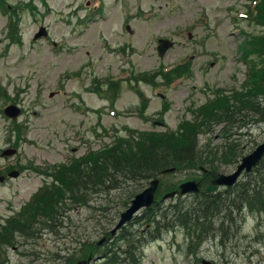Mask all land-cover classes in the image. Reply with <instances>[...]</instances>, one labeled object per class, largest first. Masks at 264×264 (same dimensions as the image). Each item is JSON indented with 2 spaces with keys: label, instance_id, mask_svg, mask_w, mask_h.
I'll use <instances>...</instances> for the list:
<instances>
[{
  "label": "rangeland",
  "instance_id": "374dc122",
  "mask_svg": "<svg viewBox=\"0 0 264 264\" xmlns=\"http://www.w3.org/2000/svg\"><path fill=\"white\" fill-rule=\"evenodd\" d=\"M90 1L92 5L100 1L99 8L87 7L86 0H8L21 14V44L12 43L8 15L0 11V170L11 165L19 170L24 167L19 178L0 182L2 222L15 216L38 188L51 181L30 162L39 168L54 167L83 157L128 129L164 132L171 128L183 134L180 122L192 119L196 126L188 133L193 134L203 124L192 117L193 109L213 99L217 89L231 93L244 87L250 65L246 59L260 60L256 52L264 49V26L241 16L262 12L264 0ZM127 24L133 33L126 30ZM41 25L47 26L50 36L34 41ZM160 37L175 40L163 57L157 50ZM184 62L191 63L173 81L150 77L158 68L172 69ZM11 101L22 108L19 124L12 125L3 114ZM261 103L264 105V97ZM209 109L204 122L215 115L216 110ZM11 128L23 137L17 149ZM220 129L214 127L213 146H221L225 133L230 134ZM233 133L245 155L264 141V120L247 109L236 115ZM215 163L210 164L211 171L229 173L235 167L221 159ZM127 188L92 195L91 204L102 205L100 210L72 205L67 222L61 218L27 246L15 243L20 245L17 251L10 246L2 264H60L69 248L92 246L91 241L98 242L103 231L118 223L126 209ZM255 224V219L249 218L239 237L223 245L224 255L219 244L209 251L202 243L195 252L215 264H241L242 256L236 252L253 244ZM128 227L145 230L139 222ZM80 236L83 238L77 239ZM193 237L181 228L150 237L139 264H203L187 250ZM22 250L43 259L33 262L21 254ZM103 261L101 258L94 264Z\"/></svg>",
  "mask_w": 264,
  "mask_h": 264
},
{
  "label": "trees",
  "instance_id": "16d2710c",
  "mask_svg": "<svg viewBox=\"0 0 264 264\" xmlns=\"http://www.w3.org/2000/svg\"><path fill=\"white\" fill-rule=\"evenodd\" d=\"M262 84L260 87L264 89V81ZM235 112L240 113V110H235ZM215 117L216 115L211 117L209 122L214 121ZM204 121L199 126H204ZM195 126L196 123L191 122L188 123V126H182L183 134H178L175 131L168 133L141 132L139 136L118 137L111 147L98 152H90L84 158L75 161L73 168L59 171L62 176L59 178L57 175L56 179L60 183L54 182L52 185L56 189H48L45 193L36 196L34 200H38L31 204L27 216L16 221L9 220L3 226L0 231V264L3 262L4 246L15 243L16 230L32 234L36 232L38 224L34 222V219L38 215L41 220H45L46 226H56L61 221L60 216H65V205L90 206L89 201L92 195L110 192L124 186L129 187L128 194L131 199L141 191L142 183L149 182L166 168L176 166L179 170H184L185 167L201 164L198 157H202V153L199 151L197 139L200 129H196L193 134L192 132L188 133ZM258 170L257 183L260 189L254 193L261 195L264 194V160L260 163ZM174 179L167 188L165 185L166 190L177 189L178 181H174ZM66 194L68 199L66 198L65 202ZM248 194V185L244 183L233 203L237 204L244 199L248 200ZM41 198H44L45 201H40ZM63 202L64 204H62ZM128 203L129 201L127 205ZM194 203L197 204L196 208L184 209L178 205L173 211L175 215L172 214V219L170 205H165L163 202L145 211V215L137 217L136 220H141L145 225L150 224L152 228L149 231L151 234L156 233L154 236L160 235L175 223L181 225L202 224V227H207L213 216L221 212L220 207L224 204L215 195H205L203 200L199 202L196 200ZM92 208L100 210L102 207L92 206ZM119 240L121 244L118 249L114 248V258H117L115 262L134 264L140 260L143 254L142 245L148 240V237L147 234L125 227L119 234ZM95 252L94 245L86 246L83 249L79 247L77 256L74 254V250H69L63 256L62 263L77 264V261L82 257H87L90 253ZM122 253L123 256L120 255Z\"/></svg>",
  "mask_w": 264,
  "mask_h": 264
},
{
  "label": "water",
  "instance_id": "95a60500",
  "mask_svg": "<svg viewBox=\"0 0 264 264\" xmlns=\"http://www.w3.org/2000/svg\"><path fill=\"white\" fill-rule=\"evenodd\" d=\"M167 44V42H165ZM168 45L164 46V49L167 48ZM7 113L9 115H12L16 117L19 114V110L11 106L10 108L7 109ZM264 154V144L260 145L253 153L250 155L246 156L243 159V162L241 163L238 171L232 175L225 176L221 175L220 178L216 181L215 183H233L235 179L238 177V175L242 172L244 168L251 169L253 165L257 163V161L262 157ZM19 173L17 171L11 172L10 175L12 176H17ZM0 180H2V177H0ZM158 186V180L152 181L151 185L146 188L143 192L139 193L136 195V197L132 201V205L129 209H127L125 212L122 214V219L117 226L119 228L122 224L126 223L127 221L131 220L133 217V214L139 210L143 206H150L154 200H155V192L157 190ZM217 188L216 184L210 188V190H215ZM198 186L195 182H190L187 184L182 185V193L188 192L190 190H197ZM174 193L168 194L167 196H170ZM116 229L112 231V233H115Z\"/></svg>",
  "mask_w": 264,
  "mask_h": 264
},
{
  "label": "flooded vegetation",
  "instance_id": "af4514ba",
  "mask_svg": "<svg viewBox=\"0 0 264 264\" xmlns=\"http://www.w3.org/2000/svg\"><path fill=\"white\" fill-rule=\"evenodd\" d=\"M253 252H252V258L250 259V263L251 264H264V254H261L258 250L256 249H252ZM253 255L258 257L260 260L259 261H256L253 259Z\"/></svg>",
  "mask_w": 264,
  "mask_h": 264
},
{
  "label": "bare ground",
  "instance_id": "6f19581e",
  "mask_svg": "<svg viewBox=\"0 0 264 264\" xmlns=\"http://www.w3.org/2000/svg\"><path fill=\"white\" fill-rule=\"evenodd\" d=\"M213 218H214V219H216V217H215V216H213Z\"/></svg>",
  "mask_w": 264,
  "mask_h": 264
}]
</instances>
